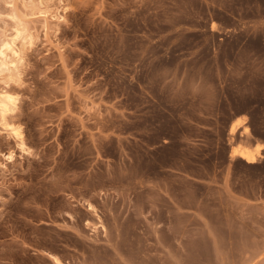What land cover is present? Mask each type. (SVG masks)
Instances as JSON below:
<instances>
[{
	"label": "rangeland",
	"instance_id": "374dc122",
	"mask_svg": "<svg viewBox=\"0 0 264 264\" xmlns=\"http://www.w3.org/2000/svg\"><path fill=\"white\" fill-rule=\"evenodd\" d=\"M13 28L0 264H264V0H0Z\"/></svg>",
	"mask_w": 264,
	"mask_h": 264
},
{
	"label": "clouds",
	"instance_id": "9594fccd",
	"mask_svg": "<svg viewBox=\"0 0 264 264\" xmlns=\"http://www.w3.org/2000/svg\"><path fill=\"white\" fill-rule=\"evenodd\" d=\"M11 6V5H9ZM9 20H16L15 16H9L7 17ZM19 23V21H16ZM7 27V26H6ZM21 27H23L21 25ZM13 32H16V35L11 37V43L5 42L2 47H0V67L4 69V71H8L9 68L11 69H17L16 76L13 77L11 75L8 76L7 80L0 79V84H3L5 88L11 87L12 85H15L16 87H24L22 80V74L18 70V64L20 66H23L25 63V60L23 57V49L16 50L15 45L18 41H22V38L27 34L26 29L25 31H20L19 29L13 28ZM5 37L8 36L7 31L4 32ZM31 36H27V39L23 40V44L25 47H31ZM7 53H11L13 57L16 58V61L18 62H12L11 64L8 63L10 60V57L7 56ZM0 75H3V73H0ZM0 99H6L8 102L11 103L12 108L9 109L7 105L0 104V108H3L4 111L0 112V118L3 116H7L15 111L16 104L20 101V96H13L11 94H8L7 92L0 91ZM0 123L3 124V127L5 130L11 131L12 135L9 137L10 139L12 137H15L20 143L17 144V147L22 151L26 152L27 154H31L30 150L26 149L23 140V126H14L10 125L6 120L0 119ZM257 152L264 151V145H258L256 148ZM0 156L3 157L4 160H7L8 162H12L15 159V152L10 151L7 155H4L0 153ZM0 167H4V165H0Z\"/></svg>",
	"mask_w": 264,
	"mask_h": 264
},
{
	"label": "bare ground",
	"instance_id": "6f19581e",
	"mask_svg": "<svg viewBox=\"0 0 264 264\" xmlns=\"http://www.w3.org/2000/svg\"><path fill=\"white\" fill-rule=\"evenodd\" d=\"M0 70H1V72H3L2 67H0ZM0 104L7 105V107L9 109H11V106H12L11 103L8 102L6 99H0ZM1 110H2V112L4 111L3 108H1ZM230 131H232V133H234L235 128H231ZM234 154L235 155H239V157H242L244 159V161L246 160L249 163L250 162H254V159H255V157H254L255 155L253 154V152H251V151H249L247 149H244V148H238V149H236L235 152H234ZM88 208H89L90 211H94L95 210L92 206H88ZM47 218H48V220H50L51 223H53V221H51V216H47ZM47 226H49V225H47ZM47 242L46 243H43L41 241V242H39L38 246L39 247L40 246L41 247H44V245H48ZM49 243H50V245H52L53 244V241H49ZM52 247H54V246L52 245ZM35 251L37 253V255H35V256H37L38 258L44 260V262L48 261L51 264H64L63 261L61 260V258H59L58 256L53 255V254L47 252L46 250L44 251V250H40V249H35ZM40 253H44V257L42 255H40Z\"/></svg>",
	"mask_w": 264,
	"mask_h": 264
},
{
	"label": "crops",
	"instance_id": "0c3cea01",
	"mask_svg": "<svg viewBox=\"0 0 264 264\" xmlns=\"http://www.w3.org/2000/svg\"><path fill=\"white\" fill-rule=\"evenodd\" d=\"M235 119H236V118H235ZM243 127H244V126H241L240 128H243ZM256 142H257V141L254 140L253 143H252V144H253L252 146H255V145H256Z\"/></svg>",
	"mask_w": 264,
	"mask_h": 264
},
{
	"label": "snow or ice",
	"instance_id": "6c2138e0",
	"mask_svg": "<svg viewBox=\"0 0 264 264\" xmlns=\"http://www.w3.org/2000/svg\"><path fill=\"white\" fill-rule=\"evenodd\" d=\"M246 131H247V129H246Z\"/></svg>",
	"mask_w": 264,
	"mask_h": 264
}]
</instances>
